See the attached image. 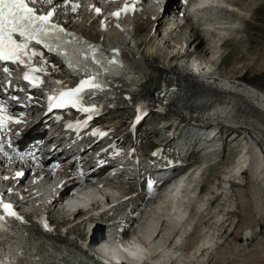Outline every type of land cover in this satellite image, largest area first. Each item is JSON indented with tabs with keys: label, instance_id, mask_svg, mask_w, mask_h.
<instances>
[{
	"label": "bare ground",
	"instance_id": "6f19581e",
	"mask_svg": "<svg viewBox=\"0 0 264 264\" xmlns=\"http://www.w3.org/2000/svg\"><path fill=\"white\" fill-rule=\"evenodd\" d=\"M86 1L90 3L85 8L81 9L80 6ZM121 1L122 0H111V2L109 0H74V5L77 3L79 4V8L76 12L70 11L60 2H54V4L57 5L55 8L57 18L55 17V19L57 23L59 20L64 25V28L73 32L74 36L82 38L83 40H93L95 37L89 38L87 32L93 28L94 24H84L90 15L92 19L94 18L97 22L100 18L99 23H97L98 28L96 29L99 35L98 40H95L96 43L107 49L111 46L112 51L118 52L121 55L125 54L130 64V75L127 78H132L133 80H126L117 86L119 95H129L133 102L142 104L144 108L147 106H151V108L158 110L167 108L165 119L167 124H169L171 120V114H176L177 117L190 116V120L188 121L182 118L178 119V124L175 126L176 131L174 133L159 128L155 122L148 125L151 132L156 133L158 131L164 135L162 142L169 139V135H171V138H174L170 139L162 148L159 144L156 147L160 149L158 156L169 158L167 160L173 162L174 166L178 168L163 169L161 168L162 166L159 167L157 163V154L153 153L144 156L142 151L137 153L135 158L143 160L146 163L148 162V171L142 165L138 163L133 164L125 157L124 164L118 162L117 166H120V168L116 166L114 170L120 171V175L124 173L127 177L124 178L121 176L122 179H120V175H118L116 177L117 181L112 180V185L126 179V185L120 186L124 187L122 189L123 192V190L128 191L127 188H130V182L132 181V183L138 186V193L144 196H139L134 191H130L128 194L125 192L123 195V197L127 196L125 199L118 202L115 200L111 204H107L108 200L106 198L112 196L110 192L116 187H112L108 179L95 182L97 190H91V192L101 193L103 199L94 209H101L106 206L104 209L105 211L103 210L104 214L97 215L95 218L101 220L102 224H108H105L107 225L106 228H102L98 231L97 236H95L92 241L86 240L85 230L86 224L92 222L94 218H84L78 222L74 221L76 218L73 219V217H76L77 212L80 210V207H77V205L81 201V197H72L69 199V203H63V199L67 197L66 191L68 192L69 188L65 186V183L60 187H57V183H50L49 181L54 177V174L49 171H42L39 175V178H42L41 185L43 187V193L36 196V194L31 191L27 195V200H31L30 202H37V200L46 202L55 197L56 193L61 192L63 195L54 199L50 206H47V203L45 204L46 209H44L47 214L43 218L38 214L41 212L39 207L35 209L34 207L29 208L26 206V208H29L28 210H30V213L20 215L19 217L21 219L19 222L33 228L39 234L44 233L45 237L39 242L44 243V245L46 243L49 248V254L53 252L54 260L50 256L52 264L65 261L68 258L74 260L78 255H84L89 264H207L208 259L206 260L205 258L209 249L213 246V237H211L210 234L213 233L214 235L216 233V224L214 225L213 222L211 227L203 228L206 231H202L198 234L196 239L188 240L187 238L188 241L186 240V236L193 235L192 233L195 231L194 222H196V220L198 221V215H200L199 222L201 223L203 220L205 223V220L208 219L206 218L208 214H204V212H207V208H204L205 205L210 206L212 205V201L216 202L219 199L221 200V208H219L216 213L218 209V207H216L213 216L208 219L209 222L217 220L215 223L220 222V227L227 223L230 217L234 218L237 213L236 209L233 211L226 210V203H229L230 206V202H233L232 200L237 196V199L240 200V205L245 206L244 201H242L245 197L244 190H242L244 185L240 183L242 182L240 179H242L243 174L248 173L249 179L247 184L250 188L253 210H255V214H257L258 217L264 212L262 209V202L264 200V91L244 82L243 75H237L238 72L236 69L224 72L223 65L226 59L222 56L218 57L220 51L218 52V48L213 46V42L216 40L214 39L213 41V39H211L215 37L212 32L217 33L219 36H223L226 32L229 33V35L231 34L230 38L233 36L231 39L228 37L226 40L227 42H238L242 44L244 41L236 40L235 37L241 31L238 29V31L231 33L230 29L235 24V21H239V23L243 22L251 8H239L237 3L233 4L234 2L226 0L227 5L235 8L236 14L233 13L234 15L232 16H230V14H224L227 12V10H225L224 13L218 15L220 0H200L197 6H203L200 10L202 18L197 19L195 15L192 16L189 13V16L185 18L184 24L180 25V23L174 20V17L180 13L177 11L179 8L176 7V5L170 6L166 10V14L167 12L170 14L169 12L172 11L171 18H169L165 13L163 15L160 14V11H158L159 13L156 12L157 14L154 15V8L163 5L161 0H139L135 5L130 4L127 11L124 10L126 9L125 7H122ZM208 1L209 6L204 9V2L206 4ZM223 1L224 0H222V3ZM50 2L52 1L44 0L41 2L40 6L46 7ZM123 2V6H125V4L130 3L131 0H123ZM89 7H93L95 10L98 9L99 14L96 15ZM85 9H87L90 15L85 13L84 17V13L81 14L78 11ZM114 10L115 12H110ZM117 12H119V16L113 15V13ZM68 13L69 16H71V14L74 15L66 18ZM131 15L133 16L132 18H130ZM154 16H156L157 19L159 17L157 21V30L155 31L154 25L157 19L155 18V20H153ZM133 18L134 20H132ZM136 18L139 19L136 20ZM77 20L78 26L79 23H81V28H78V26H76L77 24H73ZM140 20H145L143 26L144 31L140 29ZM227 20L229 21L227 22ZM194 21L198 25L197 28H200V30L196 28ZM129 22L132 23L134 27L133 37L131 36L128 40L123 39V41H120V38L125 34L123 31L129 26ZM162 26H165V30L163 39L159 42L160 31L158 28ZM179 30L187 31L189 36L185 39L180 38L181 40H179V37L176 36ZM142 32L145 38L133 43V46H131L130 44L135 40L134 38H138ZM49 35L54 37L50 39V41H54L56 33L51 31ZM101 36H103V39H100ZM127 36L129 37L128 33ZM219 40H221L220 37ZM227 42L224 44H227ZM183 44L184 46L180 48V45ZM204 44H206L207 48L203 46ZM165 47L168 48L166 49L169 51L168 53H170L169 62L167 60L168 57L165 55V51H163ZM209 53L211 57H208ZM164 55L167 57L164 59L165 61L161 64L156 63V60ZM212 57H214V60L212 61L211 59L212 62H208V59ZM183 59H189L191 61L188 60L189 63L185 67V64H176L173 67L172 65L170 66V64H173V61L178 62ZM223 59L224 61L220 63L219 61ZM45 60L48 62L53 61L49 57H45ZM166 62L169 64L167 65ZM209 64H212L215 69L208 70L210 68L208 67ZM215 64L217 65L215 66ZM173 69L175 70L172 71ZM164 82H169L171 84L169 93L173 94L179 92L180 96L173 98L169 97L167 94L157 96V88H160L159 86H162ZM110 103L111 102L108 104ZM36 110V114L34 113L35 111L33 112V119L37 129L47 131L49 134L63 130L60 124L61 114L58 111L45 109ZM122 110L125 115L131 114L133 116L135 113L134 108L130 105H123ZM67 115L72 117L70 113ZM127 118L128 117H121V120L126 122ZM79 121L80 120H78V122ZM105 123L99 124L96 120L92 121L88 125V130L93 134L106 132L107 137L117 139L121 142L126 139V134L123 135V138L117 134V132L123 128V124L117 127L114 122L107 125ZM126 126L128 128L127 123ZM187 129L193 131L191 133L192 135H196L194 140L192 139L188 142L191 143L192 146V148L188 149L189 153L196 155L198 149L200 150L198 147H200L202 142L211 143L219 137L222 142V153H220V157L225 153L227 147H231V150L229 149L228 151L234 152L235 150L239 154L238 157L242 155L241 158H239L237 162L233 160V163L228 166L230 167L229 171H223L221 175L219 174L220 176L216 175L217 177H215L214 180L211 181L207 179L205 182V174L202 175L201 173L204 163L194 170H183L186 163H188L187 150L182 146L180 147V142H178V140L181 141L182 139H186L184 137H186V133H188V131H186ZM182 130H184L183 133ZM209 130L215 131L216 134H207V137L203 138L205 134H201V132ZM198 131L199 133L196 134ZM146 134L147 133L141 138L142 141H144V136H147ZM192 135L189 137L190 139ZM181 145H183L182 141ZM138 146L141 147L142 142L138 141ZM232 148L234 149L233 151ZM172 149H175V151L178 150V155H175L176 153L175 151H171ZM166 152L174 154L170 155L166 154ZM199 152L201 154L203 153L201 156L203 159L207 158L210 154L208 150H203V148ZM237 153L235 154L237 155ZM235 154L228 153V156L233 159L232 157ZM76 155L79 156V153ZM98 156L100 158L104 157L103 154ZM211 157L210 155L208 159ZM201 160L202 158L197 162ZM208 161L210 162V160ZM91 163L92 158L85 163V166ZM163 167L168 168L167 166ZM6 168H3V170H6ZM92 172L94 171H91V173ZM188 172L190 173L188 174ZM199 172L201 174H199ZM233 172H236V175L241 174L240 177L236 178V175L234 177ZM184 173L186 175L181 177ZM206 174L208 173L206 172ZM197 175L200 181L204 180V183H208L207 190L200 197L197 204L200 207L191 206L193 201L192 197L194 195L185 196V194H183V189H186V186L191 184L194 178H196L194 176ZM63 179H66V176H64ZM23 181L27 182V180H25V174L20 178V182ZM83 181L74 182L72 189L90 185V179L87 180L88 183H82ZM64 186L65 191H60L62 190L61 187ZM17 187L19 188V186ZM27 187L28 184L19 188L17 192H11L9 197L13 196L17 198L23 195ZM226 187H229L228 192L223 198V193H219V191H223ZM57 188L59 191H57ZM161 188H164V190L160 195L155 197L156 201L149 202L147 207H145L144 204L148 195H154ZM200 190L202 191V185L200 186L199 191ZM136 201L139 202V204L134 210H131L132 212L130 214L124 213V211L121 212V210L129 206V204H133V202ZM189 210L190 212H195L193 216L191 213L189 215ZM107 212L109 213L106 214ZM119 212H121L120 217L117 215ZM49 217H55V220L50 221ZM24 219L27 221H24ZM141 222H143V226ZM45 225H47V227H45ZM64 225H72V227L67 229ZM223 227L224 226H222V228ZM73 228H77L78 232H73ZM177 229L178 231H176ZM255 229V225H252L251 229L250 227L246 228L244 231L245 236H251L252 233L255 232ZM130 231H132V234L128 235L120 244L111 243L102 239V237H108L110 239L113 237L116 239V234L117 236L118 233L126 235ZM23 234L24 233H19V236ZM1 238L5 241L9 240L3 233L1 234ZM165 239H167V241H165ZM15 240H17V238H15ZM2 245L3 243L0 242V253L3 251H11L12 248ZM18 246L28 254L39 255L41 252L37 244L34 247H30L22 240L19 241ZM116 251H119V253L117 252L118 254H116ZM180 251L183 254L178 255ZM14 260L17 264H37L31 261L29 257L18 260L14 256ZM226 262L224 261L222 264ZM68 264L75 263L70 261Z\"/></svg>",
	"mask_w": 264,
	"mask_h": 264
},
{
	"label": "rangeland",
	"instance_id": "374dc122",
	"mask_svg": "<svg viewBox=\"0 0 264 264\" xmlns=\"http://www.w3.org/2000/svg\"><path fill=\"white\" fill-rule=\"evenodd\" d=\"M177 1L178 0H168L167 5H166V7H164L163 11H161L159 7L154 8V11H153V12H155L154 15L159 13L158 11H160L161 12L160 14L163 15L166 12V10L168 9V7L173 6V5H177ZM228 1L234 2L233 4L237 3V6L239 8L240 7H244V9L246 7L248 9L251 8L250 12L247 13L246 17L244 18V21L240 22L242 26H241V30L239 29V31H241V32L235 36L236 40H240V41H244V42H242V44H240L238 42H227L226 41L227 44H224L226 42H223V44L221 46H217L218 41L216 40L214 42L215 45L213 44V46L215 48H218V52L220 51L218 54V57L222 56V57H224V59H226L224 62V65H223L224 72L232 70V69H236L238 72L237 75H243L244 82L252 85L253 87H255L261 91H264V0H228ZM78 12L81 14L84 13V17H85V13L88 14L87 9L82 10V11L79 10ZM178 12H180V9ZM169 13L170 14H168V12H167V14L165 13V15H167V16H169V18H171L172 11H170ZM234 14H236V13H234ZM234 14L232 13V14H230V16H232ZM62 15H63V13H62ZM73 15L74 14H71V16H73ZM88 15H90V14H88ZM68 16H69V13L66 16V18H68ZM71 16H69V17H71ZM139 18H136V20H138ZM155 18H156V16H154L153 20H155ZM132 20H134V18ZM158 20H159V17L156 20V23L154 25V31L157 30V25H158L157 21ZM99 21H100V18H99ZM99 21L98 22L95 21L94 18L92 19L91 15H90L88 20L85 22L84 25H86L87 23L92 24V25L96 24L95 26L93 25V28H91V30H89L87 32V36L89 38L95 37V39L98 40L99 35H98L96 29L98 28L97 23H99ZM227 21H229V20H227ZM137 22H139V21H137ZM140 22H141V25H139L141 27L140 29L142 31H144L143 26H144L145 20H140ZM151 22H153V21H151ZM77 23H78V20L75 21V23H73V24H77ZM194 23H195V21H194ZM240 23H239V21H235L234 25L239 27ZM194 25H196V28L198 27V25L196 23ZM76 26H78V24ZM81 26H82L81 23H79L78 28H81ZM197 29L200 30V28H197ZM78 30H80V29H78ZM158 30L160 31V38H159V42H160L163 39V33L165 30V26L158 28ZM233 30L238 31L235 29H233ZM159 31H158V33H159ZM180 31L181 30H179L178 33L176 34V36L179 37V40L185 39V38H187V36H189L187 31H185V30H182L181 32ZM225 34H229V33L225 32L223 35H225ZM230 36H231V34H230ZM230 36H229V38H230ZM144 38H145V36H144V33L142 32V34L138 38H134L135 40H133V42H131L130 45L133 46V43L141 41ZM213 38H211V39H213ZM100 39H103V36H101ZM123 39L128 40L126 37H121L120 41H123ZM110 41H112V40H110ZM213 41H214V39H213ZM183 46H184V44L180 45V48H182ZM203 46L205 47L206 44H204ZM143 48H144V46H143ZM166 48L167 47H165L163 49V51H165V55L168 58L165 57V55H164L160 58L161 60L160 59L156 60V63L161 64L162 62L165 61L164 59H166V58L169 62L170 53H168L169 52L167 50L168 48L167 49ZM206 48H207V46H206ZM208 57H211L210 53H209ZM211 59L213 61L214 57L209 58L208 62L211 63L212 62ZM217 59H219V58H217ZM224 59L220 60L219 62L221 63L222 61H224ZM188 60L189 59H183V60L178 61V62L173 61L172 62L173 64H170V66L172 65V67H173L176 64H178V65H182V64L184 65L185 64L184 65V67H185L189 63V61H191V60H189V61ZM168 62H166L167 65L169 64ZM216 65L217 64H215V66ZM208 67H210L208 70H211V69L214 70L215 69V67L212 66V64L211 65L209 64ZM174 70L175 69H173L172 71H174ZM172 73H174V72H172ZM121 112H123V110ZM118 114H119V116H118ZM117 116H118L117 117L118 119L114 123L117 127L121 126L122 124L124 125L123 128L120 129L121 131L119 130L117 132V134H119V136H121L123 138V135L126 134L124 132L127 130L126 123L129 119V117L130 116L132 117V115L131 114L130 115H127V114L122 115V113L118 112ZM121 117H128V118L126 119V122H124L123 120H121ZM113 121H114V119H110L109 121H106L105 124L106 125L110 124ZM152 123L150 122L149 125H151ZM183 131L184 130H182V133H183ZM186 131H188V133H186L187 134L186 137H184L186 139H184V140L180 139L182 141L183 145H185V146L181 145V141L178 140V142H180L179 143L180 147L182 146L183 148H185L187 150L186 154H187V158H188V163H186V166L184 167L183 170H189V169L194 170L204 163V165H202L203 167L201 169V171H202L201 173H202V175L205 174L204 175L205 176V178H204L205 182L207 181V179H209L211 181L214 180L215 177L220 176L221 173H223V171L224 172L229 171L230 167H228V166H230L233 163V160H235L237 162L239 160V158H241V156H242L241 155L240 157H238L239 154L233 148H232V151L234 150V152H230L228 150L229 149L231 150V147H227L225 149V153L222 154V156L220 157V153H222V144H221L222 142L220 141L219 137L216 138L215 141L213 140V142H211V143L202 142L200 144V147H198V148H200V150L202 148H203V150H208L210 152L209 156L210 155L212 156L210 159H208L209 156L207 158L203 159V157H201L203 153L201 154L199 152L200 151L199 149H198V153L196 155L191 154L188 152V149L192 148V146H191V143H188V142H190V140H192V139L194 140L196 135L194 136L191 134L193 132L192 130L187 129ZM197 133H199V131L196 132V134ZM203 133L205 134L203 138L207 137V134L208 135L211 133L216 134L215 131H210V130L209 131H202L201 134H203ZM146 135L147 136H144V141H142V139L139 140L140 142H142V146L141 147L138 146V147L141 150H143V148H144V150L142 151V154H144V156H147V154H153V153L157 154L156 155L157 163H158L159 167L162 166L161 168H163V169L178 168V167L174 166L173 162L167 160L169 158H162L161 156H158V152L160 149H157V147H156L157 143H154L153 140H151V138H150L152 135H155V134H152L151 132H147ZM184 135H185V133H184ZM191 135H192V137L190 139L189 137ZM162 136L164 138L163 134H162ZM141 138H143V137H141ZM159 146L161 148L163 147V146H161V144H159ZM165 151H168V150H165ZM171 151H175V149H172ZM227 152L229 154L237 153V155L235 154L232 157L233 159H231V158H229ZM175 153H176L175 155H178V153H179L178 150L175 151ZM159 154H161V153H159ZM166 154H170V155L172 154L173 155L174 153H167L166 152ZM243 154H244V151H243ZM201 158H202V160L200 162H197ZM207 159L210 160V162ZM148 161H149V158H148ZM163 166H167L168 168H164ZM190 172H188V174ZM206 172L208 174H206ZM201 173L199 172V174H201ZM185 175L186 174L184 173V175H182L181 177H183ZM233 175L235 177L236 172H233ZM240 175L241 174L236 175V178H239ZM194 177H196L197 179L194 178L195 181L193 180L191 184L186 186L187 190L185 188L183 189V194H185V196L194 195L192 197L194 202L192 201L191 206L197 207V206H199L197 204L199 202L200 197L205 193V191L208 188V183H204V180L200 181V178L198 177V175L194 176ZM248 179H249L248 173L243 174L242 179H240V180H242V182H240V183H242L244 185L242 190H244V196L245 197L242 201H244L245 206L240 205V200L237 199L238 198L237 196L234 197V199L232 200L233 202H230V206H229V203H226V205H227L226 210L233 211L236 209L237 213H236V216L234 218L230 217V219L227 220V223L222 225V226H224L223 228H222V226L220 227V222L215 223L217 220L209 222L208 219L211 216H213V214H214L213 212H214L215 208L218 207V209L216 210V213H217L219 208H221V206H222L220 204L221 203L220 199L217 200L216 202L212 201V205H210V206L205 205L204 206L205 209L207 208V212H204V214H208V215H206V218H208V219L205 220V223H204V220L201 223V222H199V216L200 215H198V221L196 220V222H194L195 231L192 233L193 235H190V236L187 235L186 236V240H187V238H188V240L196 239L198 234H200L202 231L203 232L206 231L203 228L211 227V224L213 222H214V225L216 224V226H215L216 233L214 235H213V233L210 234V236L213 237V246L209 249L207 256L205 258L206 260L208 259L207 264H222V262H224V261L225 262L227 261L225 264H264V212L258 217V215L255 214V210H253V205H252V201L250 198V188H249V185L247 184ZM201 185H202V191L200 190L201 191L200 192L199 189H200ZM228 188L229 187H226L223 191L222 190L219 191V193H223L222 194L223 198L225 197V194H227ZM127 189H128V191L123 190V192H126V194L130 193V191L133 190V189L131 190L129 188H127ZM198 192L200 195L198 194ZM137 195L144 196L143 194H139V193H137ZM262 203H263L262 209L264 210V200ZM138 204H139V202H137V201L133 202V204L132 203L129 204V206L125 207V209L121 210V212L124 211V213L130 214L132 212L131 210L132 209L134 210ZM201 211H202V209H201ZM121 212L117 213L118 217L121 216L120 215ZM108 213L109 212H107L106 214H108ZM190 213L193 216L195 212L193 213V212H190V210H189V215H190ZM49 219H50V221L55 220V217L54 218L49 217ZM24 221H27V220L24 219ZM92 223L93 222H89L88 224H86L85 238L87 241H92L94 239V237L97 236L98 231L102 228H106L107 225H105V224H108V223L102 224V222L101 223L96 222L95 228L93 229V232H91L89 230V227L91 226ZM142 223L143 222H141V225H142ZM252 225H255V228H256L255 232L252 233L251 236H248V237L245 236V233H244L245 229L249 228V227L251 229ZM64 226L67 229L72 227V225H64ZM72 231L75 233L78 232L77 228H73ZM176 231H178V229ZM116 237H117V234H116ZM165 241H167V239H165ZM117 252L119 253V251H116V254H118ZM180 254H183V253L180 251V253H178V255H180Z\"/></svg>",
	"mask_w": 264,
	"mask_h": 264
},
{
	"label": "snow or ice",
	"instance_id": "6c2138e0",
	"mask_svg": "<svg viewBox=\"0 0 264 264\" xmlns=\"http://www.w3.org/2000/svg\"><path fill=\"white\" fill-rule=\"evenodd\" d=\"M36 3L37 0H0V61H11L13 63L20 61L22 63V57L27 54V46L30 41L35 40L37 44L43 42L46 47L51 48V44L47 43V41L54 37L50 36L49 32L63 31V29H58L55 25L49 23L53 16L52 11H48L47 14H38L39 9L30 6ZM124 10L127 11V9ZM97 11L99 10L97 9ZM113 15L119 16V12L113 13ZM17 36L19 40L14 38ZM32 55H36V53H32ZM112 63H115V61H112ZM33 71L36 70L34 69ZM24 78L28 79V74H25ZM85 86L97 87L98 85L93 84L92 81H82L76 89L59 93V97L62 99L55 104H50L49 110L52 107L65 106L68 102H71L72 106L75 107L80 100L79 93ZM65 97L70 98V100H64L63 98ZM4 111L0 107V113ZM2 126L3 117L0 116V127ZM0 209L3 210V215H0V221H4L5 216H13L17 220L21 219L12 211L11 204L0 201ZM3 231H6L5 224L0 223V233ZM0 264H5V261L0 259Z\"/></svg>",
	"mask_w": 264,
	"mask_h": 264
}]
</instances>
